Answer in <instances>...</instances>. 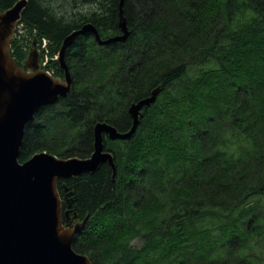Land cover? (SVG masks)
<instances>
[{
  "label": "trees",
  "instance_id": "trees-1",
  "mask_svg": "<svg viewBox=\"0 0 264 264\" xmlns=\"http://www.w3.org/2000/svg\"><path fill=\"white\" fill-rule=\"evenodd\" d=\"M17 1L0 0V10ZM119 3L28 0L21 22L59 51L88 22L102 38L121 33ZM123 8L126 41L100 45L86 33L66 49L72 91L26 125L19 161L42 151L89 157L96 122L128 130L130 104L160 86L131 139L106 138L115 176L105 162L59 179L76 219L90 214L73 248L93 264H264V0ZM11 46L21 64L24 45Z\"/></svg>",
  "mask_w": 264,
  "mask_h": 264
},
{
  "label": "water",
  "instance_id": "water-1",
  "mask_svg": "<svg viewBox=\"0 0 264 264\" xmlns=\"http://www.w3.org/2000/svg\"><path fill=\"white\" fill-rule=\"evenodd\" d=\"M124 2L119 3L121 33L102 38L97 27L88 22L64 39L59 57L64 78L51 76L40 68L36 40L24 65H18L11 54L9 46L28 0H18L0 10V264H93L88 255L72 246L90 214L82 222L70 221L73 197L64 184L69 201L64 221L58 181L94 173L105 162L112 166L115 176V156L107 149L106 138L131 139L141 123L143 109L156 102L161 87L130 104L132 125L128 130L121 131L106 121L96 122L94 148L87 158H62L42 151L20 162L19 156L26 125L35 120L42 107L56 103L72 91L73 78L65 52L76 38L91 33L100 45L128 39L131 30ZM73 216L76 218L77 213Z\"/></svg>",
  "mask_w": 264,
  "mask_h": 264
},
{
  "label": "rangeland",
  "instance_id": "rangeland-1",
  "mask_svg": "<svg viewBox=\"0 0 264 264\" xmlns=\"http://www.w3.org/2000/svg\"><path fill=\"white\" fill-rule=\"evenodd\" d=\"M36 34H37V31L35 29L33 30V29L29 28V27H26V25L23 22L20 21L17 24V28L15 29V32H14V35H13V38H12V41H13V39H17L18 41H20V43H22L24 45V48L28 52L31 49V39ZM12 41H11L10 44H12ZM9 48H10V50L13 49V47L11 45L9 46ZM49 52L51 53V56H54V54L56 52V50L54 49L53 42L50 43V51ZM27 57H28V55H27ZM42 59H45L44 58V54H42L41 60ZM26 60H27V58L25 60H23L21 64L24 65L26 63ZM40 68L42 70H45V71L46 70H50L52 72V75L54 77L64 78L63 76H59L58 75L59 65L53 59H50L49 60V64L47 66L42 65V67H40ZM70 218L71 219H74V217H73L72 214L70 215ZM74 220H76V222L77 221H80V220H77V219H74ZM134 244L140 246V244H142V243H141V241L135 240L134 241Z\"/></svg>",
  "mask_w": 264,
  "mask_h": 264
},
{
  "label": "built area",
  "instance_id": "built-area-1",
  "mask_svg": "<svg viewBox=\"0 0 264 264\" xmlns=\"http://www.w3.org/2000/svg\"><path fill=\"white\" fill-rule=\"evenodd\" d=\"M49 39L47 37H42L41 39V47L42 50L44 52V61H43V65L47 66L49 64V60L53 59V60H57L58 58V54H55L54 56H51L50 51V47H49ZM49 73H52L50 70H48Z\"/></svg>",
  "mask_w": 264,
  "mask_h": 264
},
{
  "label": "flooded vegetation",
  "instance_id": "flooded-vegetation-1",
  "mask_svg": "<svg viewBox=\"0 0 264 264\" xmlns=\"http://www.w3.org/2000/svg\"><path fill=\"white\" fill-rule=\"evenodd\" d=\"M22 65V64H21ZM63 192H64V195H62V199H63V203L66 202L67 203V206H69V201H68V197L66 196V193L63 189ZM70 197H72L71 195H69ZM65 210L68 209V208H64ZM67 216V215H66Z\"/></svg>",
  "mask_w": 264,
  "mask_h": 264
},
{
  "label": "bare ground",
  "instance_id": "bare-ground-1",
  "mask_svg": "<svg viewBox=\"0 0 264 264\" xmlns=\"http://www.w3.org/2000/svg\"><path fill=\"white\" fill-rule=\"evenodd\" d=\"M68 191H70L69 190V188H68ZM59 192H60V190H59ZM71 193H72V191H71ZM60 195H61V192H60ZM71 195V194H70ZM61 198H62V195H61ZM62 205H63V199H62ZM63 210L65 211V209H64V207H63ZM88 222V221H87ZM87 224V223H86ZM73 246V245H72Z\"/></svg>",
  "mask_w": 264,
  "mask_h": 264
}]
</instances>
